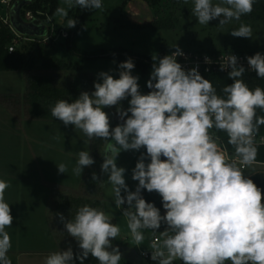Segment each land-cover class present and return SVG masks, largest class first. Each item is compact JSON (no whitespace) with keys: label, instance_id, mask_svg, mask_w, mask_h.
I'll use <instances>...</instances> for the list:
<instances>
[{"label":"clouds","instance_id":"9594fccd","mask_svg":"<svg viewBox=\"0 0 264 264\" xmlns=\"http://www.w3.org/2000/svg\"><path fill=\"white\" fill-rule=\"evenodd\" d=\"M63 2L67 8L57 7L55 15L68 29L78 23L69 17V9L103 8L102 0ZM256 2L193 0L191 15L200 25L219 19L223 27L251 14ZM230 34L253 39L252 27L243 23ZM170 47L176 50L163 57L152 55L149 92L141 91L140 77L132 71L135 63L128 58L119 64L118 78L110 71L99 72L94 91H82L72 101L58 100L51 115L64 126L83 132L88 140L107 142L101 154V174L112 186L115 206L122 209L132 240L139 248L145 241V229L160 232L162 237L152 240L141 256L150 252L154 264L176 260L182 264H264V188L251 178L254 171L246 174L258 155L256 137L264 126V115L257 112L264 111V88H250L243 79L247 71L264 79V53L248 56L247 68L233 53L221 56L216 62L221 71L230 69L228 78L233 82L220 95L198 65L186 69L178 62L177 57L185 56L178 44ZM213 62L205 57V63ZM125 100L127 108L123 107ZM111 107L121 121L115 127L105 111ZM217 132L227 135L234 149L231 158L217 143ZM122 151L140 152L132 169L131 178L138 181L134 191L126 180L127 169L118 165ZM94 163L89 151L81 150L72 172L79 176ZM57 166L59 173L68 172L66 164ZM91 181L103 186L105 179L93 172ZM10 186L0 179V264H13L11 236L6 230L15 219L5 200ZM143 190L159 194L163 212L145 199ZM56 216L79 251L74 252L69 242L66 250L49 253L44 264H77V260L85 264L89 256L98 264H120L122 253L113 241L121 229L103 209L85 204L72 217Z\"/></svg>","mask_w":264,"mask_h":264},{"label":"rangeland","instance_id":"374dc122","mask_svg":"<svg viewBox=\"0 0 264 264\" xmlns=\"http://www.w3.org/2000/svg\"><path fill=\"white\" fill-rule=\"evenodd\" d=\"M213 2L217 3L219 0H213ZM102 3V9L93 10L92 13L85 16L81 23V27L73 36L74 44L77 49L92 56L97 55V57L84 58L77 54H70L66 45L67 38L64 37H59L56 41L51 40L52 42H50L49 40H44V35H30V37L35 38L34 40H36L38 45L49 46L54 44L58 56H60L65 62L71 64L73 69H75L76 66H79L84 72H88L93 79V91L94 83L97 80V74L99 72L110 71L115 77H119V64L122 62L121 59L119 57H98V54H103V51L105 50L122 48L127 54L140 55L152 59L153 54L162 57L164 48L170 50L174 48L170 46H175L177 44L181 49L196 51H257L264 49L263 20H233L229 24L221 27L218 24L219 19H216L210 21L208 25H200L196 18L191 15V8L194 6L193 0H188L187 4L184 3V0H160L157 4H153L151 0H102ZM60 6L67 8V5L64 4L63 0H59L58 7ZM9 8L10 7L0 3V14L5 17L9 12ZM27 8L31 7L25 5L23 6V11ZM77 8L78 6L68 10L69 17L76 19ZM52 16L57 28H65V30L70 32V29L64 27L65 25L61 23L60 18L55 15V12ZM159 20H168L170 26L160 29H153L146 26L149 23ZM241 23L252 27L253 39L233 37L230 34V31L234 28H238ZM84 26L87 27L86 30H84ZM132 71L133 75H138L140 77L139 84L141 91L143 93L149 92V88L147 87V81L150 78L149 74L136 66ZM21 84L22 88L25 86L27 87V80L24 72L0 71L1 92H15L16 89L21 87ZM123 107H128L127 100L123 101ZM114 108L115 107L105 108V111L112 118V127H115L118 124V119H113V117H116ZM13 117L17 118L15 114ZM71 134L74 136H80V144H84V150L89 151V141L83 132L80 130H74ZM37 144L38 142L36 145ZM20 149L23 148L20 146ZM13 150H15V152L19 151L15 145ZM143 151H145V149L140 150V152ZM140 152L122 151L118 157V165L127 169L125 174L126 180L133 191L135 190L138 181L132 180V169L135 167ZM102 162L103 160L101 161V164ZM91 167L99 169L101 173V165L100 168L95 167L94 165ZM248 170L249 172L246 174H252L254 171L255 173L264 176V163L254 164L252 168ZM101 177L102 179H105L103 186H94L93 188H90V190L97 192V195L102 197L101 208L113 218L114 223L121 229L120 236L114 241L129 244L136 247L139 251L147 250V247L156 232H153L151 229L143 230L145 241L138 248L131 238L130 230L127 227V219L122 215V209L115 206L113 198L114 193L112 186L106 180L107 176L102 175ZM23 181L24 180H20L19 182L23 184ZM157 198L161 201V197L158 193ZM57 200L58 199H56V201ZM60 202L62 201L56 203ZM56 213H58V211L53 213L55 217H57ZM52 219H54L53 216ZM52 224L53 222L47 224L50 226V229ZM60 235L66 236L67 234L63 232ZM56 242H61L65 247L71 242V245L74 246L73 250H79L78 245L75 244L77 242L74 239H62L60 241L57 239ZM35 249L36 254L33 256L35 264H44V260L47 256L39 253L46 249V245L37 242ZM22 263L26 264V259H24V257Z\"/></svg>","mask_w":264,"mask_h":264},{"label":"crops","instance_id":"0c3cea01","mask_svg":"<svg viewBox=\"0 0 264 264\" xmlns=\"http://www.w3.org/2000/svg\"><path fill=\"white\" fill-rule=\"evenodd\" d=\"M26 91L27 87L22 88V84L15 92L0 91V179L11 185L5 192V200L15 217L13 226L6 229L11 236L9 256L13 264H23V257L26 264H35L33 256L37 242L46 245V249L39 253L44 256L67 249L68 246L56 242L57 239L73 240L70 236L60 235L64 226L53 213L58 211L65 217L66 213L62 211L60 203H56L59 202L56 201L58 197L74 194L102 200L97 192L83 187L90 167H85L79 176L72 172L79 151L84 150V144L79 142L81 137L71 134L74 126H64L58 120L32 118L27 115L21 100L15 102V106L4 101L5 95L22 96ZM14 114L17 118L13 117ZM115 116L113 119L121 123ZM88 141L92 155V140ZM14 145L19 151L13 150ZM102 160V156L101 160L95 159L93 165L100 168ZM59 163L67 165V173L58 172ZM20 180H24L23 184ZM49 222H53L51 229L47 225Z\"/></svg>","mask_w":264,"mask_h":264},{"label":"trees","instance_id":"16d2710c","mask_svg":"<svg viewBox=\"0 0 264 264\" xmlns=\"http://www.w3.org/2000/svg\"><path fill=\"white\" fill-rule=\"evenodd\" d=\"M160 0H151L153 4H157ZM28 5L31 8L26 10H33L37 12L48 11L51 15L55 12L59 6V0H29L23 6ZM23 6L20 11V15L23 18L24 11ZM77 17L78 21L75 28L70 29L69 36L67 37V50L70 54H77L84 58L97 57L86 54L85 52L77 49L74 44L73 36L76 31L81 27V23L86 15L92 13L96 9H82L78 6ZM241 20L248 21H264V0H257L254 4L253 12L249 15L241 17ZM146 26L153 29H160L169 27L168 20H159L147 24ZM15 36L11 22L5 23L0 17V71H23L27 80V91L24 95H5L4 101L8 104L23 101L27 115L37 119L57 120L51 115V108L58 100L67 99L69 101L78 98L82 91H93V79L88 72H84L79 66L75 69L71 64L65 62L55 51L56 46L51 45H38L36 40H21ZM15 44V51L9 53V46ZM163 49V48H162ZM167 49H163L162 57ZM98 57H119L121 61H125L128 58H132L135 66L142 69L144 72L151 74V68L153 60L149 57H143L140 55L127 54L124 49H111L103 51V54H98ZM205 78H208L217 89L218 94L223 95L222 89L225 85L231 84L233 81L228 78V73H205L202 74ZM243 79L249 85L250 88L260 86L264 88V79L257 77L256 74L245 73ZM150 91V89H149ZM116 112V109L114 108ZM258 115H264V111L258 110ZM59 121V120H58ZM214 131V130H213ZM264 135V126L260 127L259 133ZM217 136L220 137L222 142L226 145L228 151L233 155L234 149L227 143V135L223 132H217ZM104 140L92 139V156L94 159H101V152ZM256 162L264 163V145H259L258 155ZM96 172L101 175L100 170L90 167L87 171L83 187L85 189L99 186L91 181L92 173ZM249 170H246L248 173ZM102 176V175H101ZM251 178L256 182L258 186L264 188V176L259 173L252 174ZM102 179V177H101ZM143 196L149 202H155L157 207H162L161 201L157 198V193H149L146 190L142 192ZM60 202V207L63 212L66 213V217H72L75 215L76 210L85 204L91 205L102 209V202L99 199H91L89 197L80 195H68L57 198ZM114 223V220L112 219ZM164 228L160 229L161 231ZM114 242V241H113ZM76 250L74 252H78ZM79 264V260H77ZM85 264H98V261L89 256L85 260ZM121 264H131L127 261H121ZM174 264H182V261H174Z\"/></svg>","mask_w":264,"mask_h":264},{"label":"built area","instance_id":"2783aa9c","mask_svg":"<svg viewBox=\"0 0 264 264\" xmlns=\"http://www.w3.org/2000/svg\"><path fill=\"white\" fill-rule=\"evenodd\" d=\"M17 0H0V3L8 6V7H12V5L16 2ZM9 8V10H10ZM24 16H23V20L27 21V22H32L36 25H44L46 27V34L43 36L44 40H49L50 42L56 41L59 37H64L67 38L69 36V31L65 30V28H57L54 22V18L53 16L48 12V11H37L34 12L33 10H25L24 11ZM0 17L3 19V21L5 23H10V18H9V12L8 14L4 17L0 14ZM46 20V21H43ZM11 28L15 34V36L18 39L21 40H34L35 38H32L28 35H23L18 33L13 26L11 25ZM16 40V42H17ZM12 50V51H10ZM176 49H170L167 50L166 52H164V55H168L171 52L175 51ZM15 51V44H11L9 46V53H12ZM185 56L187 58H185V56H180L177 57L178 62H180L186 69H190L194 66L199 67V71L201 72V74H205V73H228V71H230V69H227L225 71H221L220 70V66L219 63H217L216 61H219L221 56H228L229 54H235L239 57V62L241 64H243L246 68L248 67V63H247V57L250 55H254L257 52H261L264 53V49L262 50H254V51H237V50H226V51H196V50H187V49H183ZM205 57H210L214 62L209 65L207 63H205ZM205 69H208L207 71ZM246 73H250V74H256L254 71H247ZM220 138V137H219ZM264 139V135L262 134H258L256 137V141L258 145H264V143H261V140ZM217 143L221 146V149L229 156V158H231L233 155L228 151L226 145L222 142L221 139H219L217 141ZM255 164H259V162H256ZM157 206V205H156ZM161 211L163 212V208L161 209ZM165 226L162 225L161 229L164 228ZM162 239V237L160 236V232H156V234L154 235L153 239ZM151 240V242H152ZM150 242V243H151ZM141 251H147V250H140ZM146 259L149 260V262L151 264H154V262L151 261L150 259V252L148 253L147 256H144Z\"/></svg>","mask_w":264,"mask_h":264},{"label":"water","instance_id":"95a60500","mask_svg":"<svg viewBox=\"0 0 264 264\" xmlns=\"http://www.w3.org/2000/svg\"><path fill=\"white\" fill-rule=\"evenodd\" d=\"M29 2V0H17L9 10V18L13 28L20 34L23 35H36L43 36L46 34V27L44 25H36L32 22L23 20L20 15L22 6ZM114 246L119 245L122 253L121 261H127L131 264H151L148 259L140 255V251L129 244L113 242Z\"/></svg>","mask_w":264,"mask_h":264}]
</instances>
